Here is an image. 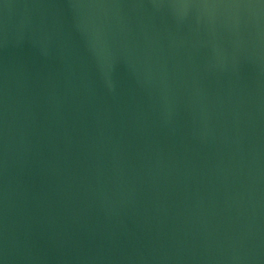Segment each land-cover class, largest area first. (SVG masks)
<instances>
[{
    "label": "water",
    "instance_id": "95a60500",
    "mask_svg": "<svg viewBox=\"0 0 264 264\" xmlns=\"http://www.w3.org/2000/svg\"><path fill=\"white\" fill-rule=\"evenodd\" d=\"M0 264H264V0H0Z\"/></svg>",
    "mask_w": 264,
    "mask_h": 264
}]
</instances>
